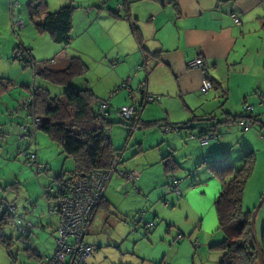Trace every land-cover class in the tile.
Wrapping results in <instances>:
<instances>
[{"label": "rangeland", "instance_id": "374dc122", "mask_svg": "<svg viewBox=\"0 0 264 264\" xmlns=\"http://www.w3.org/2000/svg\"><path fill=\"white\" fill-rule=\"evenodd\" d=\"M17 1L20 6L16 11L20 13L25 25L31 28L30 32L24 36L23 32L19 30L16 34L12 32L10 2L9 0H0V77H10L13 82L10 90L0 97V200L13 203L16 206L15 215L17 217L32 220V223L38 225L39 230L33 231L29 243L40 253H44L47 252L46 249L54 245V235L51 232L54 222L51 220L52 215L48 216L47 213V197L43 187L55 184L56 180L52 179L56 175L55 172H70L69 170L73 168V161L71 158L65 157L57 145L41 131H37L35 136L37 145L34 144V135L30 140L17 138V135L20 134L21 122L23 124L31 122V116L25 106H21L19 102L29 97L33 85L48 89L52 96L61 95L63 87L35 75L34 63H27L28 66L24 67L23 61L18 60L19 58L13 60L12 57L15 56V46L21 43L25 48H31L37 66L46 62L47 66L63 68L65 63L62 60L63 57L56 55V52L62 48L61 45L52 42L48 34L43 37H46L49 45L37 40L33 47L30 40L40 34L35 30V26L28 16L26 3L29 0ZM65 2L66 4L71 2L75 6L71 30V42L75 43H82L79 42L80 38L76 36V32L83 26L79 20L81 13L86 11V8L95 10L94 7L101 8L104 5L106 8L114 9L116 4V0H65ZM54 8L58 9V5H53V10H56ZM100 40H104L103 44L106 42L105 47L108 51L115 49V41L119 40H121V44L124 43L126 49L130 45L131 47L135 45L132 40H127V37L124 38L122 34L112 36L110 39L105 36ZM84 48L86 49V47ZM68 50L70 49L68 48ZM6 52L7 55H5ZM96 52L97 50L94 53ZM84 58L87 59L86 56ZM104 64L106 67L86 64L85 74L74 78L72 85L79 89L94 86L96 90L105 92V95H98L99 101L94 104V109L100 110L108 120L112 121L109 129L111 141L115 149L122 151L118 167L122 171L138 170L142 172L146 170L144 180L146 182L151 180L159 195L153 201L150 194L137 191L138 177L133 181H127L121 177L126 189L123 191V196L116 197L119 208L127 206L130 198L134 199V193H138L146 204L125 218L123 215L125 213L116 211L111 218L116 219L117 222L96 218L84 237V241L92 245L87 263L218 264L221 252L211 248V245L219 242L223 236L222 232L216 228L217 222L212 206L220 183L207 172L208 163H201V160H204V156L209 157L218 151H225V156H228L233 165L238 167L244 146H247L248 149L253 148L256 167L246 183L245 200L242 207L244 211L251 212L264 193V189H262L255 203L253 190L256 185L264 184V139L259 137L258 125H254L247 132H243L242 126L237 123L227 126L219 125L218 130L221 132L219 139L211 140L206 146H201L198 138L189 140L185 129L170 130L164 133L163 127L141 128L136 126L130 131V121L124 119L117 111L123 101H128L122 92L124 90L114 95L112 98L114 102L111 103V106L107 109H100V101H106L109 98L108 89L106 91V78L110 77L113 80L107 69L112 70L110 60ZM27 87L29 88L27 89ZM146 105L150 107L152 104ZM248 106L250 105L245 104L244 110ZM246 112L249 113L248 110ZM169 113L172 118L186 117V113L179 109H170ZM145 115H148V111L145 112ZM258 115L260 120L264 121V109H258ZM187 116L190 118L192 114L189 113ZM176 121L175 119L170 120V122ZM180 123L179 125H181ZM196 123L198 122H193L194 125ZM169 137L173 139L171 143L168 141ZM46 145L51 146V149ZM41 148L43 153L47 154V156L42 154L47 160H38L41 168L37 173L36 165L26 162L23 151L36 153ZM167 152H171L173 158L179 163V169L173 178L164 177L157 163L159 153L162 155ZM173 179L178 180L179 194L172 189ZM246 199L249 203H246ZM33 204L35 206L31 207ZM23 207H25L26 213L23 212ZM155 209L158 210V213ZM41 227L46 228L44 233L41 232L43 231ZM3 232L6 236H11L13 240L8 248L0 245V264H40L33 256L28 255V253L31 255L32 252L26 253L23 250V244L16 240L18 234L14 222L13 225L7 224ZM258 232L259 229L256 227V233ZM40 236H42L43 243L39 242ZM178 236L180 238L176 240ZM195 239L198 240L196 246Z\"/></svg>", "mask_w": 264, "mask_h": 264}, {"label": "crops", "instance_id": "0c3cea01", "mask_svg": "<svg viewBox=\"0 0 264 264\" xmlns=\"http://www.w3.org/2000/svg\"><path fill=\"white\" fill-rule=\"evenodd\" d=\"M24 1L21 0V2ZM44 1L50 11H55L53 10V5H58L59 9L66 4L65 0ZM9 2L10 8L12 2L18 3L13 13L20 17V13L16 11L20 3L17 0H9ZM94 8L95 10H92V8L88 7L80 15L79 21L83 26L76 32V36H79V42L82 43L72 41L63 54L57 55L59 49L56 55L63 57L62 60L65 63L63 68L68 64L69 58L72 56L81 57L89 66L103 67L105 66L104 63L110 60L112 70L107 69L110 71L113 80L110 77L106 78V91L107 89L109 91L107 92V94L109 93V98L106 100L108 101V107L114 102L112 98L117 92L121 93L120 91L124 90L122 92H124V95L128 99L127 102H122V106L128 104L138 105L142 98V91H145L157 94L159 98L156 101L145 103L142 106L138 105V118L142 121L156 120L160 123L164 121L169 123H180V121L181 123L189 122L188 125L191 124V131L195 134V138L197 137L200 126H206L214 131L217 135L214 139L218 140L221 135V132L218 130L219 125L224 124L227 126L235 124L233 122H225L228 117L251 115L255 119L253 126L257 124L259 127L260 137V131L264 129V121H261L258 115V109H264V0H116L114 9L106 8L104 5L101 8ZM234 17L239 19L238 23L234 22ZM20 19L22 18L20 17ZM11 22L12 13L10 9V27ZM131 25L135 27V32ZM30 30L31 28L26 26L23 21V26L19 29V31L23 32L22 35L24 36ZM38 33L40 35L30 40L33 47L37 40L49 45L46 41L47 39H45L46 37H43L46 33ZM120 34L124 38L127 37V40H132L135 45H132V47L130 45L126 49L124 48V43L121 44V40H119L115 41V49L108 51L105 47L106 42L103 44L104 40H100V38H104L105 36L110 39L112 36H118ZM95 50H97L96 53H94ZM8 53H10V50H8ZM5 55H7V52ZM85 56L87 59L84 58ZM193 56H198L204 61L205 64L202 69L187 66V61ZM129 74L132 76L129 77ZM1 77L9 79L12 82L10 77ZM203 77L209 78L213 83V87L206 93L199 91ZM125 81H128L127 86L124 85ZM122 84L123 86L120 87ZM33 87L35 88L37 86L33 85ZM129 88L131 91L128 90ZM90 89L97 97L105 93L100 92L98 89L96 90L94 86ZM27 99L25 100L27 101ZM25 100L19 102L21 106H23L22 103ZM150 103L152 105L147 107L148 105L146 104ZM245 104H249L252 107L249 113L243 108ZM240 108L241 110L238 111ZM170 109L184 111L186 117L179 116L172 118L169 113ZM146 111H148V115H145ZM189 113L192 114L190 118L187 116ZM202 116L207 121L199 120L194 125L193 122L196 121L195 119ZM171 119L177 121L170 122ZM154 126L160 128V125ZM27 137L24 140H30ZM17 138L22 140L19 138V135H17ZM192 139L189 138V140ZM34 140V144L37 145V139L35 137ZM172 140V138H168L169 143ZM46 146L51 149V146ZM140 146L141 143L139 144ZM248 152H253L255 155L252 147L248 149L247 146H244L241 162L238 167H235L232 161L228 159V156H225V151H218L209 157L204 156L206 161L202 159L201 163L207 162L210 164L221 159H227L237 169L243 163L244 154ZM36 153L38 160H47V158L42 156V154L47 156L46 153H43L42 148L37 150ZM168 154L172 156L171 152L162 155L159 153L157 163L164 177L173 178L175 173H165L161 161V158ZM173 160L179 164L174 158ZM255 167L256 160L253 171ZM117 170L122 171L118 165ZM135 171L138 174L137 191L150 194L154 201L159 193L154 189L155 187L151 180L147 182L144 180L146 170L142 172ZM207 172L219 182L210 173L208 167ZM55 173L58 174V172ZM125 187L121 181V177L115 174L107 186L101 206L94 214L90 227L96 218H99L98 220H114L117 222L116 219L111 218L116 211L125 213L123 214L125 218L140 206L146 204L138 193H134V199L130 198L127 206L122 209L119 208L116 197L123 196ZM262 189H264V184L260 186L256 185L254 188L255 203ZM219 191L214 196L212 205L216 222L217 217L214 209V200ZM244 192L243 201L245 200ZM248 200L246 199V203H249ZM50 202L52 200H47L46 205H51ZM34 206L35 204L31 205V207ZM155 211L158 213L157 209ZM23 212L26 213L25 207H23ZM148 214L150 213L148 212ZM51 220L56 223L57 217L52 216ZM27 221L33 222L32 220ZM255 224L259 229V232L256 233L259 240L262 230H264V204H262L255 216ZM36 226L35 230L38 229L37 224ZM41 229L43 230L41 231L42 233L46 230L43 227ZM51 232L54 235V227H51ZM31 234L33 232L26 236L28 243ZM39 242L43 243L42 236H40ZM194 242L195 245L198 244L197 239ZM31 248L37 251L40 257L50 254L53 249L50 246L46 249L47 252L40 253L32 246ZM25 252L27 253L28 251ZM35 260L37 262L39 261L38 258H35ZM14 261L16 263V259Z\"/></svg>", "mask_w": 264, "mask_h": 264}, {"label": "trees", "instance_id": "16d2710c", "mask_svg": "<svg viewBox=\"0 0 264 264\" xmlns=\"http://www.w3.org/2000/svg\"><path fill=\"white\" fill-rule=\"evenodd\" d=\"M26 9L35 29L40 33L48 34L52 42L61 45L62 48L58 51L57 55L63 54L72 40V15L75 6L70 2L55 11H50L44 0H30L26 4ZM132 29L135 32V27ZM16 32L17 30L13 33L16 34ZM15 51H20L23 58L18 59L14 56L12 57L13 60L18 59L23 61L24 66H28L29 63H34L35 75H39L41 78L63 87V92L59 96H52L46 88L35 87L30 92L28 104H23L31 117L37 116L40 118L36 130L43 132L49 140L57 145L65 157H69L73 161V168L69 170L70 172L61 171V173L56 174L52 178L56 180L54 185L61 182L73 183L86 177L93 170L109 169L112 164L113 155L117 154L119 157L122 152L114 148L110 138L109 129L112 121L108 120L100 110L94 109V104L99 100L90 88L79 89L72 85L74 78L85 74L87 65L84 61L79 56H72L64 68L55 69L47 66L46 62H42L41 65L37 66L32 57L31 48H25L21 43L15 46ZM12 85L13 83L9 79L0 77V96L8 92ZM102 102L104 101L100 103ZM138 113L139 107L137 108L135 117L128 119L130 121V131L136 126L146 128L154 125H160V127L167 125L170 128L169 131L185 129L188 138H195V134L192 133L191 127L188 125L189 122L179 125V123H169L167 121L163 123L156 120L142 121L138 118ZM195 120L198 122L199 120L207 121L203 116ZM240 120L255 121L251 115H239L228 117L225 122L239 124L238 121ZM241 126L243 128V125ZM203 128L212 130L209 127L200 126L196 137L198 138L199 144L200 137L203 134ZM211 140L207 144L200 145L206 146ZM204 160L206 161V158ZM161 161L165 173L173 174L179 169L178 164L173 160L171 154L162 157ZM254 165L255 155L253 152H248L244 154L243 163L237 169L227 159L212 162L207 166L210 173L221 184L220 191L214 200V209L218 222L217 229L222 232L223 236L219 242L211 246V248L222 252L218 264H259L250 230L251 212L244 211L242 208L244 188L253 172ZM173 180L171 183L172 189ZM49 197L47 196L48 200L51 201L53 197ZM103 197L104 194L92 213L88 231L94 214L101 206ZM49 207L50 204L47 206L48 216H56L49 213ZM15 217V214L2 213L0 215V245L6 248L12 244L13 239L11 236H6L3 230L7 224L13 225ZM56 217L58 221L59 217ZM23 219L27 221L25 218ZM57 221L53 226V249L55 246V227ZM34 225V228H28L24 234H21L19 227L16 226L15 229L18 234L16 240L23 244V250L32 252L31 255L28 254L29 256L38 258L41 264L42 257L50 256L52 252L40 257L37 251L32 250L27 242L26 236L35 230L37 226L36 224ZM179 238L178 236L176 240ZM258 241L261 246V251L264 253V230H262ZM85 244L89 245L86 242Z\"/></svg>", "mask_w": 264, "mask_h": 264}, {"label": "built area", "instance_id": "2783aa9c", "mask_svg": "<svg viewBox=\"0 0 264 264\" xmlns=\"http://www.w3.org/2000/svg\"><path fill=\"white\" fill-rule=\"evenodd\" d=\"M18 3H11L12 31L20 29L23 26V21L19 16H16L13 12ZM234 22L238 23L239 19L234 17ZM15 56L19 59L23 58L20 51H15ZM204 61L198 57L193 56L187 61V66L196 69H202L204 67ZM128 81H125L124 85L127 86ZM123 84L120 86L122 87ZM213 87V83L207 77H203L199 87L201 93H206ZM34 87L32 86V90ZM130 91V88L128 89ZM159 95L154 93L142 92V98L138 105L142 106L145 103L156 101ZM22 104L27 105V101ZM138 105L128 104L122 105L118 109V113L126 120L135 117ZM108 101L100 103L101 109H107ZM246 110L251 111L252 107L248 106ZM40 122V118L37 116L31 117L30 123H24L20 125V139H30L31 136L36 134L37 124ZM243 125L244 130H248L253 126V122L250 120L238 121ZM169 126H163V132L169 131ZM203 134L200 137V144H207L211 139L217 137V135L208 128H203ZM261 139H264V130L260 134ZM35 143V140H34ZM26 158V162L31 165H36L35 170L38 173L40 171V163L37 159L35 152L23 151ZM119 163V157L117 154L113 155L111 167L104 170H93L86 177L74 181L73 183L61 182L57 185H47L43 187L44 194L53 197V204L49 207V213L58 216V221L55 227V246L50 256H44L41 259V264H87V257L92 251V245H87L84 242V237L88 231L89 223L92 218L94 209L99 204L106 187L110 179L115 175L125 178L127 181H133L137 178V171H118L117 165ZM173 191L180 193L178 187V180H173ZM49 197V198H50ZM48 200V198H47ZM0 213H7L14 215L16 213L15 206L7 201L0 200ZM15 227H19L21 234L30 227H35L34 224L29 221H25L20 217H15Z\"/></svg>", "mask_w": 264, "mask_h": 264}, {"label": "water", "instance_id": "95a60500", "mask_svg": "<svg viewBox=\"0 0 264 264\" xmlns=\"http://www.w3.org/2000/svg\"><path fill=\"white\" fill-rule=\"evenodd\" d=\"M264 204V193H262L257 205L254 207V209L251 211V218H250V230L251 235L255 244L256 252L258 255V261L259 264H264V253L261 251V246L257 238L256 234V227H255V216L259 210V208Z\"/></svg>", "mask_w": 264, "mask_h": 264}]
</instances>
